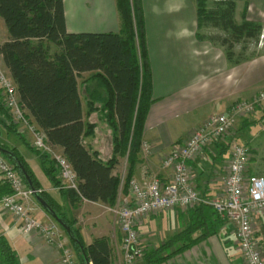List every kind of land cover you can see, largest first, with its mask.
I'll list each match as a JSON object with an SVG mask.
<instances>
[{
    "label": "trees",
    "instance_id": "1",
    "mask_svg": "<svg viewBox=\"0 0 264 264\" xmlns=\"http://www.w3.org/2000/svg\"><path fill=\"white\" fill-rule=\"evenodd\" d=\"M236 2L216 0L210 7L209 0H196L198 39L222 47L232 65L253 58L245 55L246 47L240 52L238 48L244 44L257 45L264 30L262 23L248 19L247 6L241 21H237ZM116 6L120 32L70 33L64 0H0V17L9 34L8 41L0 45L3 65L17 88L27 120L46 136L51 146L62 150L61 154L77 176L78 189L64 187L55 160L29 143L27 145L39 157L49 180L72 204L89 201L113 208L120 194H128L153 103L142 0H116ZM203 29L218 32L204 34ZM52 48L55 49L53 53ZM85 73L89 76L83 78ZM95 114L98 117L92 121ZM99 124L112 132L113 155L108 161H103L99 152L85 144L86 139L96 135ZM0 126L26 141L4 106L1 90ZM0 148L13 155L10 158L1 153L24 178L17 163L22 164L37 195L71 227L76 240L44 208L63 230L81 263L87 264V259L91 264H113L114 248L110 239L96 238L86 245L76 221L69 219L49 193L40 190V184L19 152L1 141ZM122 157L128 164L123 184L120 175L115 174ZM11 193L10 187L0 181V199ZM204 206L194 209L203 211ZM207 207L212 209V215L217 214L212 207ZM201 227L200 224L192 225L145 256L150 263L166 261L195 241L166 256H162L163 252ZM0 264H20L12 244L4 236L0 237Z\"/></svg>",
    "mask_w": 264,
    "mask_h": 264
},
{
    "label": "crops",
    "instance_id": "2",
    "mask_svg": "<svg viewBox=\"0 0 264 264\" xmlns=\"http://www.w3.org/2000/svg\"><path fill=\"white\" fill-rule=\"evenodd\" d=\"M236 3L237 21L241 20L247 6L248 19L260 22L264 27V0H237ZM64 4L68 32H120L116 0H64ZM142 9L153 80V103L146 119L142 142L151 146V153L148 156L142 151L139 153L133 178L143 181L157 177L169 182L172 171L163 168V161L174 148L212 114L225 113L235 102L252 100L264 91V50L250 61L240 65L230 64L222 47L198 39L196 0H142ZM8 39L9 34L3 37L0 45ZM88 76L89 73L83 74V78ZM97 117L93 115L92 121ZM263 126L264 110L239 118L234 136L225 143L208 148L198 161L191 163L194 183L203 197L211 199L221 192L230 144L233 142L251 149L249 175L264 177V171L254 168L259 149L253 146L257 140V144L264 147L258 142L264 135ZM0 129L6 131L1 126ZM24 136L26 141L20 138L23 147L5 144L19 152L40 184V190L49 193L69 219L76 221L86 245L96 238L110 239L114 248L113 264H122V234L115 215L100 203L81 201L72 204L44 173L39 157L30 146L32 135L28 133ZM85 144L99 152L103 161H108L113 155L112 132L103 124L98 125L96 135L86 139ZM56 150L62 153L61 149ZM122 164L127 167L126 158H119L115 174H118ZM29 207L35 219L54 222L35 196L29 202ZM212 212L207 206L203 211L175 208L146 217L136 227L146 254L154 253V250L194 224L202 227L178 241L162 256L195 241L184 251L162 263H150L148 256H145L142 264H245L236 243L235 224L217 214L212 215ZM61 235L70 245L62 229ZM2 236L12 244L20 264H62L56 246L46 243L35 232L25 234L21 221L0 210ZM256 236L264 248V215L257 220ZM76 264H82L77 255Z\"/></svg>",
    "mask_w": 264,
    "mask_h": 264
},
{
    "label": "built area",
    "instance_id": "3",
    "mask_svg": "<svg viewBox=\"0 0 264 264\" xmlns=\"http://www.w3.org/2000/svg\"><path fill=\"white\" fill-rule=\"evenodd\" d=\"M2 63L0 53V90L4 106L9 110L14 124L24 135H32V146L36 150L47 153L55 160L63 186L77 190V176L71 165L47 142L46 136L27 120L17 88ZM259 110H264V91L252 100L235 102L225 113H214L208 117L164 159L163 168L172 171L169 182L157 177L145 178L143 181L135 178L130 180L128 194H120L116 206L108 208L115 215L122 234V264H142L146 250L136 227L146 217L175 208L194 209L201 205L212 207L223 219L235 224L236 243L245 264H264V248L256 236L257 220L264 215V177L249 175L252 158L250 147L235 142L230 144L221 192L211 199L204 198L197 189L191 165L208 148L225 143L234 136L239 118L255 115ZM141 151L148 156L151 146L142 142ZM120 177L123 184L126 172ZM0 179L12 191L0 199V210L21 221L25 234L35 232L46 243L56 246L62 264H76V253L63 240L60 226L52 221L41 222L32 216L29 202L38 191L28 186L14 165L2 154Z\"/></svg>",
    "mask_w": 264,
    "mask_h": 264
},
{
    "label": "rangeland",
    "instance_id": "4",
    "mask_svg": "<svg viewBox=\"0 0 264 264\" xmlns=\"http://www.w3.org/2000/svg\"><path fill=\"white\" fill-rule=\"evenodd\" d=\"M215 1L216 0H209V6L212 7L213 3ZM239 21H241V20H239ZM217 32H218L217 30H212V29H203L202 30V33H204V34H206V33H210V34L212 33L213 34V33H217ZM7 34H8L7 27H6L3 19L0 17V41ZM98 34H103V33H98ZM262 46H264V30H263V35L261 36L260 42L257 45L244 44L242 47L238 48V51L240 52L243 47H246L245 55L248 57L249 56L250 57H256L259 53L263 52L264 48H262ZM53 52H55L54 48H52V53ZM2 66L4 67L3 63H2ZM95 119H97V118H95ZM0 141L2 143H9V144L15 145L17 147H23V142L18 136L14 135L12 133H9L7 131H2L1 129H0ZM258 142L262 143L263 144L262 146H264V135L259 138ZM253 146L255 148L259 149L258 152L256 153V156H255L254 168H255V170L261 169L260 171H264V147L261 148L257 144V140H256L255 144H253ZM126 169H127V167H125V165L122 164L121 168L118 169V174H120V175L124 174L125 172H127Z\"/></svg>",
    "mask_w": 264,
    "mask_h": 264
},
{
    "label": "water",
    "instance_id": "5",
    "mask_svg": "<svg viewBox=\"0 0 264 264\" xmlns=\"http://www.w3.org/2000/svg\"><path fill=\"white\" fill-rule=\"evenodd\" d=\"M0 153H2V154H4V155H7V156L10 157V158H13V155H12L9 151H7V150H5V149L0 148ZM17 165H18V167H19L21 173L23 174L24 178L26 179V181H27L29 187H30L32 190H35V191H36L35 187L33 186L32 180H31L29 174L27 173L26 169H25V168L22 166V164H20L19 162L17 163ZM35 197L37 198V200L39 201V203H40L44 208L48 209V210L51 212L52 216H53V217L57 220V222L63 227V229L67 232V234H68L72 239H75L71 227H70L68 224L64 223L63 220L60 219V218L58 217L57 213H56L54 210H52V208H51V207H50V206H49V205H48V204H47V203H46L41 197H39V196L37 195V193L35 194ZM75 240H76V239H75ZM86 262H87V264H91V263H88V260H87V259H86Z\"/></svg>",
    "mask_w": 264,
    "mask_h": 264
},
{
    "label": "bare ground",
    "instance_id": "6",
    "mask_svg": "<svg viewBox=\"0 0 264 264\" xmlns=\"http://www.w3.org/2000/svg\"><path fill=\"white\" fill-rule=\"evenodd\" d=\"M1 154V153H0Z\"/></svg>",
    "mask_w": 264,
    "mask_h": 264
}]
</instances>
